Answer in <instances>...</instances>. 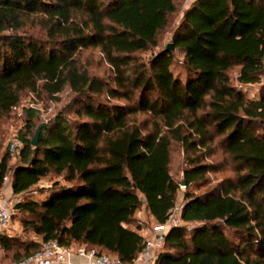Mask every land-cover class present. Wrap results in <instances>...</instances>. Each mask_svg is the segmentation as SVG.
<instances>
[{
	"label": "trees",
	"instance_id": "obj_1",
	"mask_svg": "<svg viewBox=\"0 0 264 264\" xmlns=\"http://www.w3.org/2000/svg\"><path fill=\"white\" fill-rule=\"evenodd\" d=\"M183 1L0 0V121L26 93L69 94L36 146L26 109L14 166L0 151V193L5 177L19 196L49 175L68 183L15 203L38 240L3 231L2 263L50 239L131 262L145 243L137 213L162 224L181 195L154 264H264V0H192L173 49L145 61ZM91 49L106 77L83 61Z\"/></svg>",
	"mask_w": 264,
	"mask_h": 264
},
{
	"label": "rangeland",
	"instance_id": "obj_2",
	"mask_svg": "<svg viewBox=\"0 0 264 264\" xmlns=\"http://www.w3.org/2000/svg\"><path fill=\"white\" fill-rule=\"evenodd\" d=\"M191 1L192 0H186L180 3L179 10L171 19V25L169 29L164 33H162L158 46L140 55L145 61L149 60L152 55L157 53L159 50L165 48L167 44L170 43L171 35L175 30V28L178 26L183 16V10L191 3ZM174 55H175V63L172 66V69L176 74L180 75L182 73L181 54L175 51ZM82 59L88 65V67L93 73L98 74L101 77L103 76L106 77L107 75H109L110 73L109 67L105 62V60L103 59V57L101 56L98 49H91L85 51L82 54ZM58 97H59V101L45 99L44 97L39 98L34 93L31 92L26 93V95L22 97L21 102L17 105V109L11 110L9 115L0 121V151L9 150V144L12 137L18 134V131L24 127V124L26 122V109L28 108L36 109L37 120H35V122H36V126H38L41 123H46L50 118H52L55 115L56 111L59 108H61L63 105L66 104V101L69 99L68 91H65L64 93L60 94ZM16 155L14 156V158H11L12 166H14V164L17 162ZM217 158H221V157L219 156ZM183 167H184V163H183L181 150H179L176 147L175 152L172 155V161L170 167L171 173L176 181H180L182 179ZM221 176L222 174L211 175V177L214 180H219ZM10 181L11 179L9 177L5 182L4 190L1 191L0 193V198L6 197L14 200L17 199L20 200L28 196L39 200L47 196L50 187L54 186L55 183L58 185H68V183L64 180L62 176L49 175L45 178H42L30 191L24 193V195L22 196H19L13 194L10 186ZM192 189L194 190V188ZM202 190L203 189L201 188L199 191ZM194 191L198 192V190H194ZM179 201L181 202V195L178 198L176 204L179 203ZM140 212L141 214L136 215L137 217L136 219L140 218L144 221L143 227L153 226L152 224L153 222H151L150 219L143 214L142 210ZM26 219H29L28 215L15 212V215L11 220V226L8 229L9 235L11 237H16L20 240H29V239L38 240V238L35 235H33L31 232L26 230L25 226L23 225V222ZM136 224H137V220H136Z\"/></svg>",
	"mask_w": 264,
	"mask_h": 264
},
{
	"label": "built area",
	"instance_id": "obj_3",
	"mask_svg": "<svg viewBox=\"0 0 264 264\" xmlns=\"http://www.w3.org/2000/svg\"><path fill=\"white\" fill-rule=\"evenodd\" d=\"M17 107L13 106V110ZM22 146L18 135H14L9 144V153L14 157L16 151ZM5 182L7 177L4 178ZM19 201L2 197L0 198V233L11 226V220L15 214V203ZM183 203H177L169 212L166 221L162 224H153L151 227H143L144 221L137 219L140 233L145 237L144 247L141 253L131 262H123L117 257L106 254H98L95 249H87L84 246L59 244L50 239L41 242V247L35 253L23 260L13 261L8 264H154L157 251L161 248L165 235L172 227L181 224L180 213ZM0 264H4L0 261Z\"/></svg>",
	"mask_w": 264,
	"mask_h": 264
},
{
	"label": "water",
	"instance_id": "obj_4",
	"mask_svg": "<svg viewBox=\"0 0 264 264\" xmlns=\"http://www.w3.org/2000/svg\"><path fill=\"white\" fill-rule=\"evenodd\" d=\"M173 49V44L172 43H168L165 50H172ZM45 123H41L40 125L37 126V128L35 129L34 135L31 138V145L36 146L38 144V139L39 136L41 134V131L44 127ZM184 184V181L182 182ZM144 201V199H143Z\"/></svg>",
	"mask_w": 264,
	"mask_h": 264
},
{
	"label": "crops",
	"instance_id": "obj_5",
	"mask_svg": "<svg viewBox=\"0 0 264 264\" xmlns=\"http://www.w3.org/2000/svg\"><path fill=\"white\" fill-rule=\"evenodd\" d=\"M4 190V188L2 189V191ZM143 212V211H142ZM137 214H141V212L139 211ZM144 214V212H143ZM145 215V214H144ZM146 216V215H145ZM137 218V217H136ZM151 222H153L151 219H150ZM152 224H155L154 222Z\"/></svg>",
	"mask_w": 264,
	"mask_h": 264
}]
</instances>
